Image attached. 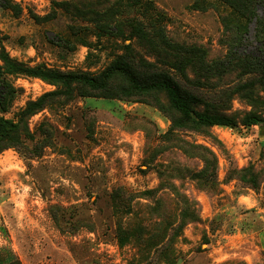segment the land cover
<instances>
[{
	"label": "rangeland",
	"instance_id": "374dc122",
	"mask_svg": "<svg viewBox=\"0 0 264 264\" xmlns=\"http://www.w3.org/2000/svg\"><path fill=\"white\" fill-rule=\"evenodd\" d=\"M8 6H4V5ZM262 15V8L258 10ZM221 0H0V37L29 66L99 74L120 56L166 72L197 110L236 127L176 123L167 95L115 98L17 75L0 116V264H264V68L254 22ZM121 82V81H120Z\"/></svg>",
	"mask_w": 264,
	"mask_h": 264
},
{
	"label": "trees",
	"instance_id": "16d2710c",
	"mask_svg": "<svg viewBox=\"0 0 264 264\" xmlns=\"http://www.w3.org/2000/svg\"><path fill=\"white\" fill-rule=\"evenodd\" d=\"M233 13H235L240 23H235L237 27L236 39L241 42L245 36L238 33L239 29L247 28L252 22L256 24L258 39L261 42L259 50L262 55H242L227 54L221 61L222 65L231 66L233 62H240L244 66L261 69L264 68V0H221ZM4 6H8L7 4ZM262 8V15L258 10ZM248 28L245 29V32ZM127 57L120 56L111 64L105 67L99 74L91 75L80 72H66L63 70L46 67L43 64L29 66L24 62L12 57L3 45L0 37V109L8 110L17 89L9 79L10 76L26 75L38 77L51 83H60L66 87L64 91H50L44 93L36 100L27 103L21 111L22 118L28 117L36 111L42 109L53 98L64 95L70 96L72 86L78 85L85 88L88 93L95 95L96 92L106 97L129 98L133 95H145L152 92H163L167 95L169 107L179 113L180 119L176 121L179 125L184 123H194L199 126L212 127L223 125L236 127V121L227 114L201 111L193 106L199 98L193 93L182 92L179 83L166 72L141 73L138 71ZM121 81V82H120ZM246 126L259 125L264 127V118L257 114H249L245 117ZM22 130L20 121L0 116V150L6 148L5 141L13 139ZM5 264H22L19 258L11 259Z\"/></svg>",
	"mask_w": 264,
	"mask_h": 264
},
{
	"label": "crops",
	"instance_id": "0c3cea01",
	"mask_svg": "<svg viewBox=\"0 0 264 264\" xmlns=\"http://www.w3.org/2000/svg\"><path fill=\"white\" fill-rule=\"evenodd\" d=\"M1 252V251H0Z\"/></svg>",
	"mask_w": 264,
	"mask_h": 264
}]
</instances>
